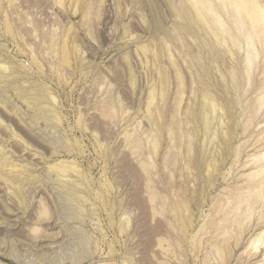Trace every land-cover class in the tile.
Instances as JSON below:
<instances>
[{
	"label": "rangeland",
	"instance_id": "obj_1",
	"mask_svg": "<svg viewBox=\"0 0 264 264\" xmlns=\"http://www.w3.org/2000/svg\"><path fill=\"white\" fill-rule=\"evenodd\" d=\"M188 1L0 0V264H264V38Z\"/></svg>",
	"mask_w": 264,
	"mask_h": 264
},
{
	"label": "bare ground",
	"instance_id": "obj_2",
	"mask_svg": "<svg viewBox=\"0 0 264 264\" xmlns=\"http://www.w3.org/2000/svg\"><path fill=\"white\" fill-rule=\"evenodd\" d=\"M60 1V0H59ZM189 4L192 5L193 11L196 15V19L205 27H209V29L211 31L213 26L214 28L219 29L220 25H218L217 19L214 16V3H216V6L221 8V9H227L230 8V11L233 13V17L235 18V20L237 21H241L244 20L247 23V27L250 29V36H246V38L248 39H252L255 41H260L262 40V38H264V3L260 2L259 0H216V2L213 3V1H208V0H189L188 1ZM228 10V9H227ZM216 12V11H215ZM208 13H212L211 16H205V14ZM230 33V32H228ZM226 32L221 33L220 36H226V34H228ZM213 36H216V33L212 32ZM219 36V35H218ZM65 41V40H64ZM63 52H62V56H63V61L66 62V64L69 63V51L66 49L65 44L63 45ZM251 53V50L249 49L247 51V53L244 56V65L245 68L247 70V68L249 67L250 63H251V56H249V54ZM239 76V75H238ZM209 94H205L203 95L204 97H208ZM209 98V97H208ZM207 98V99H208ZM205 99V98H204ZM212 106V105H211ZM106 115V114H105ZM108 116V115H107ZM202 117V116H201ZM204 120V119H203ZM230 120V119H229ZM233 121V120H232ZM213 122V121H212ZM205 125H206V130L205 131H209V125L210 122L208 120L204 121ZM231 126V125H230ZM211 128V127H210ZM230 128V127H229ZM175 135L174 137H172V142L173 144H175L177 141H179V132H177V130L174 131ZM178 143V142H177ZM264 157V155H263ZM199 158V157H198ZM262 159V157H260ZM259 158V161L261 160ZM258 162V161H257ZM197 167V166H196ZM200 168V167H199ZM59 172L61 174H65V170L63 168H58ZM261 175V173H259ZM257 174V175H259ZM264 174V173H263ZM264 183V177L261 179ZM256 185V182H254ZM261 182H257L258 185H260ZM253 184V183H252ZM251 184V186H253ZM254 185V186H255ZM263 185V184H262ZM261 185V187L263 188V186ZM246 186V185H245ZM250 186V185H249ZM260 187V188H261ZM248 188V187H247ZM261 188V189H262ZM249 189V188H248ZM252 189V188H251ZM250 189V190H251ZM261 189L259 190V192L261 191ZM246 193V192H245ZM238 194V193H237ZM235 195V194H234ZM241 195V194H240ZM259 196H262V193L258 194ZM257 195V196H258ZM256 197V195H255ZM239 198V197H238ZM242 198V197H241ZM153 199V197H152ZM235 199V198H234ZM244 199V198H243ZM247 199V198H246ZM237 200V199H236ZM245 200V199H244ZM241 201V200H240ZM248 201V200H247ZM243 203V202H242ZM245 204V203H244ZM233 206V205H232ZM231 209V208H230ZM237 210V209H236ZM232 213V212H231ZM233 216V215H232ZM224 218V217H223ZM210 228V226H208ZM206 229V228H205ZM201 231V230H200ZM208 231V230H207ZM206 232V231H205ZM205 235V234H204ZM260 239V238H259ZM200 243V242H199ZM264 243V242H263ZM259 244V243H258ZM201 245V244H200ZM216 245L217 242H216ZM198 246V245H197ZM212 246V245H211ZM258 247V246H257ZM260 247V245H259ZM216 250H217V254L221 255L223 253H221L222 249L217 248V246H215ZM233 248V247H232ZM256 248V247H255ZM213 249V248H212ZM199 250V249H198ZM232 251V250H231ZM216 253V252H215ZM227 253V252H226ZM216 254V255H217ZM225 255V254H224ZM228 256V255H227ZM243 256V255H242ZM220 257V256H219ZM223 256L221 255V258ZM229 257V256H228ZM226 258V256H225ZM207 259V258H206ZM223 259V258H222ZM229 259V258H226ZM224 260V259H223ZM205 261V259H204ZM228 261V260H227ZM223 262V261H222ZM226 262V261H225ZM262 263V262H261ZM263 263H264V258H263Z\"/></svg>",
	"mask_w": 264,
	"mask_h": 264
}]
</instances>
